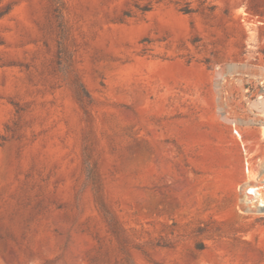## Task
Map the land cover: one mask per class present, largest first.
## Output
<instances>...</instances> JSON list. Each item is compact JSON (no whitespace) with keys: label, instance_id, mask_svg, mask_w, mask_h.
<instances>
[{"label":"rangeland","instance_id":"obj_1","mask_svg":"<svg viewBox=\"0 0 264 264\" xmlns=\"http://www.w3.org/2000/svg\"><path fill=\"white\" fill-rule=\"evenodd\" d=\"M247 60L264 0H0V264H264L217 86Z\"/></svg>","mask_w":264,"mask_h":264},{"label":"built area","instance_id":"obj_2","mask_svg":"<svg viewBox=\"0 0 264 264\" xmlns=\"http://www.w3.org/2000/svg\"><path fill=\"white\" fill-rule=\"evenodd\" d=\"M247 48L258 47L249 43ZM233 83L242 93L229 94L228 85ZM217 86L220 96H224L221 98L224 104H219V109L242 148L246 179L250 178L253 184L245 187V180L239 185V211L264 216V60L261 63L231 62L227 71L219 75ZM258 129L259 137L255 136Z\"/></svg>","mask_w":264,"mask_h":264},{"label":"bare ground","instance_id":"obj_3","mask_svg":"<svg viewBox=\"0 0 264 264\" xmlns=\"http://www.w3.org/2000/svg\"><path fill=\"white\" fill-rule=\"evenodd\" d=\"M235 141H237V140H235ZM253 186V184H251V179L249 178V179H246V181H245V187H252ZM239 193V192H238ZM241 194V193H240ZM252 216V215H251Z\"/></svg>","mask_w":264,"mask_h":264},{"label":"trees","instance_id":"obj_4","mask_svg":"<svg viewBox=\"0 0 264 264\" xmlns=\"http://www.w3.org/2000/svg\"><path fill=\"white\" fill-rule=\"evenodd\" d=\"M143 11H144V12H147V11H149V9H148V10L146 9V10H143Z\"/></svg>","mask_w":264,"mask_h":264}]
</instances>
